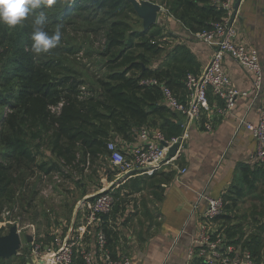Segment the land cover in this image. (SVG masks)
Masks as SVG:
<instances>
[{"label": "crops", "instance_id": "obj_1", "mask_svg": "<svg viewBox=\"0 0 264 264\" xmlns=\"http://www.w3.org/2000/svg\"><path fill=\"white\" fill-rule=\"evenodd\" d=\"M234 25L239 38L253 46L264 63V0H240L234 13ZM154 26L149 34L160 39L161 52L152 59L150 68L165 72L168 87L180 101H185V74L199 75L212 50L198 43L171 15ZM223 68L235 88L251 90V75L233 59L225 57ZM160 105L164 106L161 102ZM259 107H264V86L258 98L240 99L230 113L224 111L222 101L209 94L199 120L188 122L170 110L163 118L152 117L165 138L186 137L184 150L172 165L152 175L121 180L119 170L102 156L91 168L76 172L77 179L83 181L75 204L67 207L55 203L42 207L35 204L37 209L33 205L24 210L42 211L37 224L30 223L35 229L32 242H39L45 253L54 248L56 240L72 236L84 221L90 197L106 190L111 191L115 202L111 213L102 219L101 228L112 258L124 257L132 264H185L198 234L206 199L225 197L228 199L225 205H231L232 201L235 205L228 212L224 210L227 218L216 220L212 229L226 236L236 247L244 250L248 247L257 264H264V162H251L255 142L249 133L239 129L242 120L256 122ZM208 125L210 129L206 128ZM134 134L127 140L117 137L114 141L127 153L129 147L137 143L136 132ZM247 167L252 171L256 190L238 200L236 194L242 170ZM92 171L95 181L88 176ZM179 171L185 173L179 175ZM239 208L242 215L237 217ZM24 245H28L25 240ZM80 246L93 253L94 264L103 263L96 246L95 229L87 231ZM42 263L32 257L31 264ZM74 264H83L78 254Z\"/></svg>", "mask_w": 264, "mask_h": 264}, {"label": "trees", "instance_id": "obj_2", "mask_svg": "<svg viewBox=\"0 0 264 264\" xmlns=\"http://www.w3.org/2000/svg\"><path fill=\"white\" fill-rule=\"evenodd\" d=\"M162 2L192 34L207 29L222 15L210 0ZM42 10L50 33L57 24H63L61 44L46 55L37 57L31 52L35 15L15 29L0 25V107L6 109L0 114V202L10 201L36 172L71 180L81 163H89L91 168L96 160L106 157L107 144L115 138L127 140L142 128L160 131L152 117L163 118L170 110L160 105L159 86L140 84L153 78L168 87L166 73L150 68L152 59L161 52L149 34L155 26L147 31L130 28L121 18L122 11H129L136 22L140 19L128 2L55 0ZM70 33L75 37H69ZM84 50L85 55L94 51L100 61L99 73L92 79L68 62ZM56 107L58 112L53 111ZM44 138L52 161L41 164L37 159L44 151L40 145ZM251 173L249 167L242 170L238 200L256 190ZM40 183L37 177L31 189L23 193V211L33 206ZM223 200L227 203L228 199ZM231 203L225 205L226 212L235 205V201ZM34 245L32 242L21 248L10 259L0 258V264H12L15 258L28 262L29 248Z\"/></svg>", "mask_w": 264, "mask_h": 264}, {"label": "built area", "instance_id": "obj_3", "mask_svg": "<svg viewBox=\"0 0 264 264\" xmlns=\"http://www.w3.org/2000/svg\"><path fill=\"white\" fill-rule=\"evenodd\" d=\"M144 2L148 0H137ZM237 0H210L212 6L222 13L218 22L210 24L192 37L198 43L210 48L211 56L208 63L199 75L187 73L184 78V87L187 93L185 101H180L172 90L156 79H144L140 82L144 86H159L161 90V103L174 113L184 117L188 122L199 120L208 103L209 94L222 101L224 111L230 113L240 99L249 97L258 98L264 86V63L261 62L257 50L239 38L234 25V3ZM169 14L163 6H159L157 23L164 20ZM160 17L162 20H160ZM154 44V42H152ZM225 57L233 59L242 69L251 75L252 88L250 91H241L231 84V80L223 68ZM84 91V87L81 88ZM58 112L59 107L53 109ZM210 129V125L206 127ZM239 129L251 135L255 142V150L251 155L252 163L264 162V107L258 108L255 123L246 119L240 121ZM137 143L129 147L127 153L123 152L115 141L107 144L106 159L120 172L121 180L137 175H152L161 171L183 152L185 135L166 139L164 135L154 129L142 128L136 131ZM179 143V148L173 157H168L170 147ZM82 170L89 167V163L80 165ZM78 172V171H77ZM76 173V172H75ZM179 171L178 174H184ZM77 179V173L70 176ZM50 178L54 184H47ZM33 178H31L32 180ZM40 195L44 198L54 196L55 184L60 185L65 179L58 174L42 175ZM119 180V182L121 181ZM44 183H46L43 188ZM114 198L111 191L101 190L93 195L83 223L76 229L72 236L63 240H56L54 248L43 253L40 245H34L32 257L43 261L42 264H74L76 254L80 256L83 264H94V255L91 251L82 249L81 241L89 229H95L97 250L103 257L102 264H132L127 258L114 259L107 249L106 236L102 230V219L109 215L113 209ZM206 209L201 217L198 234L193 240V247L188 252L185 264H257L255 258L248 250L230 244L226 236L212 229V224L223 215L225 201L223 198H207ZM20 207L14 205L4 209L1 214L0 232L16 227L17 232L35 229L30 225L20 227ZM2 236L7 234H0Z\"/></svg>", "mask_w": 264, "mask_h": 264}, {"label": "rangeland", "instance_id": "obj_4", "mask_svg": "<svg viewBox=\"0 0 264 264\" xmlns=\"http://www.w3.org/2000/svg\"><path fill=\"white\" fill-rule=\"evenodd\" d=\"M147 2H151V3H154V4H158L160 6H163L165 8V5L163 4L162 0H148ZM121 18H123L125 20L126 23L129 24V27L132 28V29H140L142 30V22L141 20L136 22V18L133 17V15L129 12V11H122V15H121ZM68 37V35L66 36V38ZM69 37H75L72 33L69 34ZM102 38V34L99 35V38L100 39ZM100 41V40H99ZM154 42L156 44H160V39H155ZM97 47V46H96ZM95 49V48H94ZM93 51V50H92ZM94 55V56H93ZM98 58L95 56L94 54V51L91 52V54L89 55H85V50L82 51V53H80L77 58L76 57H72V58H69L68 62L71 63L72 66H74V68L81 72V73H84V74H87L90 79L94 78L96 73H99L98 72V69H99V66H100V61L97 60ZM76 61V62H75ZM101 72V71H100ZM102 74V72H101ZM6 113V109L0 107V114H3ZM40 145H41V148L44 149V151H42V153L39 154V158L37 159V161L41 164L43 163H49V161H52L51 160V157L50 154L48 153V142L46 141V138L43 139L42 142H40ZM82 168L78 167V172L81 170ZM94 171V170H93ZM91 172V174H88L89 178H90V175L91 177L93 178L95 173L94 172ZM110 172V171H109ZM42 173H38L36 172L35 173V176L31 177L33 178L31 180V178L25 183V186L20 188L17 193L14 192V196L13 198L10 200V201H4L2 200V202H0V221H1V214L3 212L4 209H7V208H11L13 207L14 205H18L20 207V212H19V215H20V224L19 226L20 227H24L25 225H30L32 226L30 223L32 224H37V219L39 218L38 215H40L42 213V211H34V212H25L23 211L22 207H21V204H20V201L22 199V197H25V195L23 193H26L29 189H31L32 187V183H34L36 181V178L39 177L41 179L42 177ZM106 176H110V175H105ZM93 181H95V179L93 178L92 179ZM82 180H79V179H71V180H68V179H65V182L60 184V185H57L55 184V188H54V196H51L50 198H44L43 196L40 195V189H41V183L39 185L36 186V189H38V195L37 197H35L34 201L32 202L33 205L38 207V206H43L44 204H47V203H55V204H63L64 207H67L68 205H73L75 204L76 200L78 199L79 197V182H81ZM46 183L47 184H54V182H52V180L50 178H48L46 180ZM46 183H44L43 185V188L45 187ZM91 184V182L89 183ZM22 194V195H21ZM17 200V201H16ZM35 206V207H36ZM37 207L35 209H37ZM240 209V208H239ZM45 213V211H43ZM242 215V211L240 209V211H238V213L236 214L237 217H240ZM9 227V226H8ZM6 228V230L4 231L5 234H8L9 232V229L11 227H14V226H11L10 228ZM21 232V236H24L25 234H28L30 235L32 238L35 237V231L32 232L30 229H25V230H22L20 231ZM3 231L0 232V234H4ZM21 242H23V244L21 245V248L25 247L24 245V239L21 240ZM39 242H37V244L35 243V245H39L38 244ZM24 253V252H22ZM14 261H12L11 263L12 264H28V262H25L23 260H18V259H13Z\"/></svg>", "mask_w": 264, "mask_h": 264}, {"label": "clouds", "instance_id": "obj_5", "mask_svg": "<svg viewBox=\"0 0 264 264\" xmlns=\"http://www.w3.org/2000/svg\"><path fill=\"white\" fill-rule=\"evenodd\" d=\"M54 3L55 0H0V25L15 29L35 15L30 35L31 52L37 57L46 55L61 44L63 35V24H57L52 33L46 30L47 15L42 9Z\"/></svg>", "mask_w": 264, "mask_h": 264}, {"label": "water", "instance_id": "obj_6", "mask_svg": "<svg viewBox=\"0 0 264 264\" xmlns=\"http://www.w3.org/2000/svg\"><path fill=\"white\" fill-rule=\"evenodd\" d=\"M125 1L132 6L134 12L141 20L143 31H147L151 29L154 25H156L157 16L159 13L158 5L147 1L144 2H138L137 0H125ZM239 2L240 0H237L234 3V10L237 9ZM179 145L180 144L177 143L174 144L172 147H170L167 156L173 157L177 152ZM90 199H92V197H90ZM80 204H82V202ZM22 239H24L27 244H31L33 240L32 237L28 234L21 236V234L17 232L16 227H11L7 235L4 236L0 235V258L7 260L13 256H17L21 249ZM29 250L31 252L32 248L30 247ZM28 258H29L28 260L30 261L28 264H31L32 255L30 254Z\"/></svg>", "mask_w": 264, "mask_h": 264}]
</instances>
